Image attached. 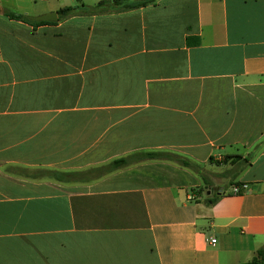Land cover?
<instances>
[{
  "label": "crops",
  "instance_id": "crops-1",
  "mask_svg": "<svg viewBox=\"0 0 264 264\" xmlns=\"http://www.w3.org/2000/svg\"><path fill=\"white\" fill-rule=\"evenodd\" d=\"M70 1L0 0V264L251 262L264 248V0H156L38 26L1 12ZM148 153L197 167L110 168Z\"/></svg>",
  "mask_w": 264,
  "mask_h": 264
},
{
  "label": "trees",
  "instance_id": "trees-1",
  "mask_svg": "<svg viewBox=\"0 0 264 264\" xmlns=\"http://www.w3.org/2000/svg\"><path fill=\"white\" fill-rule=\"evenodd\" d=\"M155 2L156 0H101L94 6L80 4L74 7H64L58 11V16H59V20H62L79 15H87V16L100 15L107 13L111 7L117 9L119 8V10L117 11L125 12L137 8H141L144 6H148L150 4H154ZM1 12L12 20L28 22L34 26L49 24L46 22H35L30 20L27 16L17 15L7 10H1ZM138 157L139 158L117 160L111 165L110 168L111 170L119 169L127 165L131 160L134 159L166 160L177 163L185 168H192L194 170L197 167L194 164H192L189 160L173 153H148ZM245 264H264V248L260 249L257 252L256 257H254V259L251 262Z\"/></svg>",
  "mask_w": 264,
  "mask_h": 264
},
{
  "label": "water",
  "instance_id": "water-1",
  "mask_svg": "<svg viewBox=\"0 0 264 264\" xmlns=\"http://www.w3.org/2000/svg\"><path fill=\"white\" fill-rule=\"evenodd\" d=\"M30 20L35 22H57L58 21V14L56 13H48L41 16H30L28 17Z\"/></svg>",
  "mask_w": 264,
  "mask_h": 264
},
{
  "label": "built area",
  "instance_id": "built-area-1",
  "mask_svg": "<svg viewBox=\"0 0 264 264\" xmlns=\"http://www.w3.org/2000/svg\"><path fill=\"white\" fill-rule=\"evenodd\" d=\"M249 187L246 184H242V185H236L233 186L231 189V194L232 195H241L243 193H247ZM212 245H214L216 243V240H212L211 241Z\"/></svg>",
  "mask_w": 264,
  "mask_h": 264
},
{
  "label": "rangeland",
  "instance_id": "rangeland-1",
  "mask_svg": "<svg viewBox=\"0 0 264 264\" xmlns=\"http://www.w3.org/2000/svg\"><path fill=\"white\" fill-rule=\"evenodd\" d=\"M67 1H69V0H67ZM70 5H72V7H74V5H77L78 4V0H71L70 1ZM110 10H113V9H111L110 8ZM114 10H119V8L117 9V8H114ZM230 183H227L226 185H229Z\"/></svg>",
  "mask_w": 264,
  "mask_h": 264
}]
</instances>
